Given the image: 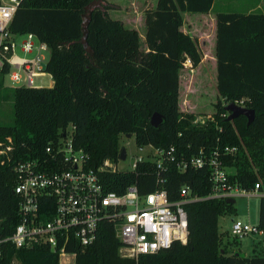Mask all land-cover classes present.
Masks as SVG:
<instances>
[{
    "label": "trees",
    "instance_id": "trees-1",
    "mask_svg": "<svg viewBox=\"0 0 264 264\" xmlns=\"http://www.w3.org/2000/svg\"><path fill=\"white\" fill-rule=\"evenodd\" d=\"M91 2L21 0L9 25L11 34H31L46 46L43 72L52 86L5 89L12 119L0 123V148L9 146L11 150L6 153L8 160L0 156V236L10 235L18 222L17 200L12 195L14 163L42 159L45 147L54 145L68 127L72 128L73 148L87 155V168L93 171L104 160L117 163L118 138L128 135L137 148H172L176 162L189 161L199 152L204 158L217 152L229 184L249 192L260 183L262 191L264 14L214 12L213 0H155L154 7L142 14L140 40L135 29L108 17L107 11L113 9L109 4L91 8L85 15ZM184 16L191 18L185 20L191 22L190 30L183 26ZM202 29L211 37L208 45L202 38H192ZM197 44L198 48L205 44L206 57L214 62L216 92L211 120L202 125L193 124L196 116L180 111L178 105L182 69L192 72L201 62ZM5 73V68L0 71V81ZM241 99L242 106L253 111L247 126L243 117L226 120L224 106ZM154 113L161 117L156 128L149 125ZM224 148H234V152L223 154ZM163 166L159 173L145 160L131 171L97 175L105 193L122 194L134 185L140 195L162 190L170 203L179 200L181 187L191 197L209 195L211 169L207 165L188 166L183 171L176 169L175 162ZM183 210L188 231L185 245L174 243L155 254L121 258L112 226L101 222L92 244L67 247L66 251L74 253V264H264V255L227 251L238 240L226 232L223 242L217 220L233 215V204L206 199L188 202ZM255 227L264 233L263 197L258 198ZM0 264L58 263L56 254L46 246L25 250L3 243Z\"/></svg>",
    "mask_w": 264,
    "mask_h": 264
},
{
    "label": "built area",
    "instance_id": "built-area-1",
    "mask_svg": "<svg viewBox=\"0 0 264 264\" xmlns=\"http://www.w3.org/2000/svg\"><path fill=\"white\" fill-rule=\"evenodd\" d=\"M20 1L0 0V71L6 69L7 87L48 88L51 79L43 72L45 63L41 54L47 52L46 46L31 34L16 36L8 30ZM18 38L23 39L16 43ZM16 48L22 57L14 55ZM184 66H189L188 61ZM46 77L49 79L43 80ZM233 104L244 108L242 99ZM206 120L211 117L196 116L192 123L202 125ZM71 137L72 128L68 127L54 145L45 147L42 159L14 163L16 178L12 195L17 200L18 222L10 235L0 236V244L9 243L15 249L25 250L46 246L56 254L58 264H74V253L67 252L66 248L76 245L85 248L92 244L98 225L104 222L112 226L120 244L117 251L120 257L136 259L139 255L166 250L174 243L185 245L188 231L183 205L188 202L229 200L254 194L264 198V189L259 190L260 183H255L249 192L229 184L226 168L217 152L206 158L199 152L189 161L176 162L172 148L162 151L149 145L144 146L149 149L144 157L133 160L131 170L137 162L145 160L154 164L159 173L164 170V163L175 162L178 171L188 166L201 168L207 165L211 169L209 195L191 197L188 189L181 187L179 200L170 203L164 191L155 189L140 195L134 185L125 188L122 194L105 193L97 173L123 171H118L116 163L108 160L95 171L88 169L87 155L73 148ZM144 147L137 149L141 151ZM10 150L9 146L0 148V156L8 160L6 153ZM232 152L234 148L223 150V154ZM157 182L161 180L157 179ZM228 233L236 240L264 235L255 226L238 219L231 220Z\"/></svg>",
    "mask_w": 264,
    "mask_h": 264
},
{
    "label": "rangeland",
    "instance_id": "rangeland-1",
    "mask_svg": "<svg viewBox=\"0 0 264 264\" xmlns=\"http://www.w3.org/2000/svg\"><path fill=\"white\" fill-rule=\"evenodd\" d=\"M259 0H216L213 6L214 12H235L244 13L251 4ZM263 1L264 4V0ZM103 3L109 4L113 8L107 11V15L111 19L120 20L124 26L133 28L137 31L141 38L142 34V14L145 10L152 9L155 4V0H92L90 5L86 8V13L91 8L100 7ZM262 3V2H261ZM191 20V18L189 19ZM195 17L192 18V22L197 26ZM202 38V40L208 45V41L211 40L210 35L206 29L200 30L198 34L192 35L195 39ZM23 38H18L16 43L20 42ZM198 48V44H197ZM201 62L200 65L193 70L189 71L188 68H183L179 78V93H178V105L179 110L184 112H191L195 116H210L212 113V105L216 99V92L214 88V74L211 70L210 60L207 59V52L205 44L198 48ZM44 58V63L47 61L48 53H41ZM14 55L22 57L23 54L18 48L15 49ZM29 57V55H27ZM187 67V66H186ZM185 69V70H184ZM45 78L43 80H48ZM7 80L4 77L0 81V123L8 124L11 122V107L10 100L7 92ZM118 144L120 148L125 151V159L115 164L118 171H130L133 160L138 157H144L149 149L144 147L141 151L134 145L133 136L126 138L121 135L118 138ZM257 206L258 197L254 194L249 197L238 196L233 198V207L235 213L233 215H225L218 217L217 228L222 235L229 231L231 220L238 219L244 223H248L250 226H255L257 222ZM223 235V242L226 241L227 236ZM238 245H231L227 251L239 253L241 256L251 255H264V235L253 236L243 238L237 241ZM120 256V253H117Z\"/></svg>",
    "mask_w": 264,
    "mask_h": 264
},
{
    "label": "water",
    "instance_id": "water-1",
    "mask_svg": "<svg viewBox=\"0 0 264 264\" xmlns=\"http://www.w3.org/2000/svg\"><path fill=\"white\" fill-rule=\"evenodd\" d=\"M224 111L227 113L226 120L232 121L238 117H243L245 119L246 126L250 124L253 120V111L251 109L247 108H240L235 106L233 103H227L224 106ZM161 123V117L158 114H152L149 119V125L152 128H156ZM126 138H129L130 136L126 135ZM125 159V151L123 148H120V151L118 153L117 160L123 161ZM226 203L233 204V200H226Z\"/></svg>",
    "mask_w": 264,
    "mask_h": 264
},
{
    "label": "crops",
    "instance_id": "crops-1",
    "mask_svg": "<svg viewBox=\"0 0 264 264\" xmlns=\"http://www.w3.org/2000/svg\"><path fill=\"white\" fill-rule=\"evenodd\" d=\"M215 1L216 0H213V4H212V9H213V6L215 5ZM262 2V3H261ZM247 10L244 11L243 14H249V13H253V12H256V13H262L264 14V4H263V1L259 0L253 4H251L248 8H246ZM190 16H184L183 17V26L186 30H190L191 28L188 27V24H190L191 22L188 21V23H185V20L186 19H189ZM211 19V18H210ZM209 19V23L211 22V20ZM193 28V27H192ZM214 62L213 61H210V65H211V70L213 71V67H214ZM52 86V81L50 80L49 83H48V88H50Z\"/></svg>",
    "mask_w": 264,
    "mask_h": 264
}]
</instances>
